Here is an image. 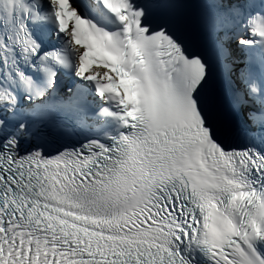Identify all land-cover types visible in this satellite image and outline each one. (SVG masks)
I'll return each mask as SVG.
<instances>
[{
  "label": "snow or ice",
  "instance_id": "1",
  "mask_svg": "<svg viewBox=\"0 0 264 264\" xmlns=\"http://www.w3.org/2000/svg\"><path fill=\"white\" fill-rule=\"evenodd\" d=\"M0 264H264V0H0Z\"/></svg>",
  "mask_w": 264,
  "mask_h": 264
}]
</instances>
